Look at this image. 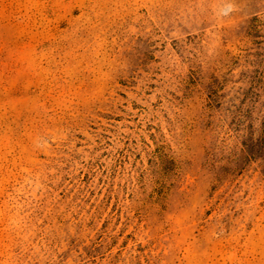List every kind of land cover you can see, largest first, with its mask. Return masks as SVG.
I'll list each match as a JSON object with an SVG mask.
<instances>
[{
	"label": "rangeland",
	"instance_id": "374dc122",
	"mask_svg": "<svg viewBox=\"0 0 264 264\" xmlns=\"http://www.w3.org/2000/svg\"><path fill=\"white\" fill-rule=\"evenodd\" d=\"M262 122L264 0H0V264H264Z\"/></svg>",
	"mask_w": 264,
	"mask_h": 264
},
{
	"label": "trees",
	"instance_id": "16d2710c",
	"mask_svg": "<svg viewBox=\"0 0 264 264\" xmlns=\"http://www.w3.org/2000/svg\"><path fill=\"white\" fill-rule=\"evenodd\" d=\"M258 25V24H257ZM252 31L256 30V25L249 27ZM242 147L240 148V157L248 161H256L264 150V122L261 123L259 133L254 136V133L249 132V136L241 141ZM159 167L162 177L174 175V162L171 158L163 152L158 153Z\"/></svg>",
	"mask_w": 264,
	"mask_h": 264
}]
</instances>
